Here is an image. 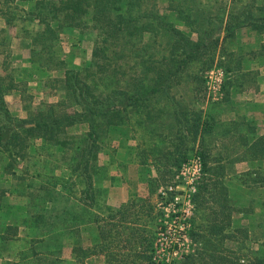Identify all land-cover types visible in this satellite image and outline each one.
Listing matches in <instances>:
<instances>
[{
	"label": "crops",
	"instance_id": "1",
	"mask_svg": "<svg viewBox=\"0 0 264 264\" xmlns=\"http://www.w3.org/2000/svg\"><path fill=\"white\" fill-rule=\"evenodd\" d=\"M188 1L198 3L188 6L190 15L210 17L216 23L213 33L220 39L233 71L225 98L219 103L203 104L189 88L171 92L176 102L170 104V112L163 119L160 114L155 116L156 121L152 120L155 104L150 108L151 120L159 122L158 128L151 126L150 131L164 128V168L159 162L161 151L156 149L158 141H124L132 139L129 137L104 141L93 163L95 204L91 207L85 205V181L74 171L78 141L71 148L34 139L27 149L28 158L17 162L0 150V264H48L42 260L56 264H107L111 254L140 252V244L131 246L127 241L135 242L131 231L144 227L143 224L118 222L121 239H109V248L104 252L99 224L106 228L117 223L109 220L111 212L127 206L131 199L145 197L148 179L158 178L164 170L168 175L174 174L178 161L190 153H194V158L198 153L204 156L208 183L224 186L231 211L225 224L229 222L230 230L237 231V238L225 240L229 248L232 243L251 247L247 254L250 259L259 258L264 252V33L244 24L235 26L243 22L241 12L251 1L262 5L264 0ZM160 3L167 12L171 0ZM18 4L26 10L35 7L34 2ZM0 27L10 38L8 48L0 46V78L11 75L13 79V88L4 100L13 117L30 121L49 105L65 100L61 85L66 67L44 65L37 59L47 56L40 47L20 37L19 30L8 27L3 18ZM227 32L232 36L225 38ZM78 38L79 30L61 37L59 58L65 63L66 56L77 54L84 42ZM64 43L71 48L66 50ZM6 50L11 63L7 62ZM37 104L45 106L36 109ZM196 114L204 123L199 132L192 126ZM141 206L133 210H140ZM95 217H100L101 223L95 222ZM209 224L207 221L205 226ZM240 228L246 237L240 236ZM115 234L113 230L112 235ZM215 235L213 238L222 236Z\"/></svg>",
	"mask_w": 264,
	"mask_h": 264
},
{
	"label": "trees",
	"instance_id": "2",
	"mask_svg": "<svg viewBox=\"0 0 264 264\" xmlns=\"http://www.w3.org/2000/svg\"><path fill=\"white\" fill-rule=\"evenodd\" d=\"M160 1L0 0V18L6 21L8 27L18 29L20 37L31 40L33 45L40 47L42 53L47 55H40L37 59H41L44 65L58 64L66 67L61 85L66 99L49 105L45 111L33 115L30 121L19 120L11 115L4 97L13 88V79L11 75L0 78V150L8 153L12 161H16L28 158L27 149L34 139L72 148L76 142L63 138L64 134L74 126L87 128V133L75 147L74 171L86 184L85 205L93 206V163L99 156L104 139H107L105 137L108 131H118L124 122L123 114L131 110L139 109L150 114V108L154 104L170 98L171 92L183 84L184 76L190 73L194 65L198 64L202 71L212 69L216 64V55L223 48L220 39L213 33L212 28L216 23L210 17L188 13V6L198 3L171 0L169 10L163 13L159 8ZM19 2H34L35 7L26 10L19 6ZM241 15L244 20L236 24V27L244 24L264 33V4L251 1ZM75 30H79L80 41L93 42L91 59L84 67L75 64L69 66L58 58L61 57V50L58 48L61 37L73 34ZM231 36L232 33L227 32L225 38ZM9 40L6 30L0 27V46L8 48ZM6 55L9 57L8 50ZM101 84H105L107 88L101 89ZM65 105L73 107L75 111L67 113L63 109ZM192 122L197 132L204 127L198 114ZM205 181L207 183L194 196L203 198L206 205H215L208 207V216L212 217L207 218L210 224L204 226L201 233H209L204 236L211 238L217 236L215 234L222 235L206 242L218 244L210 255L205 256L206 264H245L238 253L227 250L222 245V239L237 238V231L230 230L229 222L225 224L231 211L224 186L218 182L208 183V179ZM139 202L133 199L127 206L111 212L109 220H117L114 225L104 228L99 224L103 239L101 252L108 247L109 239L120 238L119 223H134L126 221V212L130 208L133 210L141 206ZM153 210L151 205H142L138 212L152 216ZM139 213L136 214L139 216ZM94 221L101 223L102 220L95 217ZM113 230L116 231L115 236L112 235ZM138 231H131L135 242L129 239L127 243H131V246L140 244L142 250L124 256L111 254L107 264H168L166 260L155 263V250L153 251V247H146L147 238L144 233L138 235ZM239 232L246 237L244 229L240 228ZM119 244L115 243V246ZM217 246L221 248L220 253L216 250ZM94 253L95 251L88 255ZM260 253L259 258L246 264H264V252ZM181 257L183 260L173 259L169 264H189L198 255L193 257L182 254ZM41 262L56 264V261Z\"/></svg>",
	"mask_w": 264,
	"mask_h": 264
},
{
	"label": "rangeland",
	"instance_id": "3",
	"mask_svg": "<svg viewBox=\"0 0 264 264\" xmlns=\"http://www.w3.org/2000/svg\"><path fill=\"white\" fill-rule=\"evenodd\" d=\"M27 7L30 8L31 6H27ZM159 8L164 13L165 6L163 3H159ZM146 42L147 40L143 44H145ZM64 47H66V50H69L71 48L67 43H64ZM79 47L80 48L77 50V54H71V56L70 55L66 56V61H68L67 64L69 66L75 64L78 67H84L86 63L90 61L93 50V42L84 41L83 43L80 44ZM76 55L78 56L82 55V56L77 58ZM63 58L65 59V57ZM1 59L2 58L0 56V60ZM7 62L11 63L8 57H7ZM52 66L58 67L60 65L52 64ZM216 67L223 68L225 70L223 98L219 101H213L210 98L208 84H207L208 82L207 73H209L210 70ZM200 69L201 68L198 64L194 65V67L190 69V73L184 76L183 84L177 87L176 90L180 93V92H184L186 89L192 88L199 97L198 99L199 102L203 104L205 103L215 104L221 102L225 98L229 82L231 81L233 76L232 73L233 71L231 70L228 64L227 54L225 53L224 49L222 48V50L216 55V64L212 69L207 71H202ZM55 86L58 87L59 84L56 82ZM100 88L104 89L107 87L105 86V84H101ZM173 99L174 98L170 97L154 105L153 107L154 119H152L153 116L151 118L152 114L151 115L147 113L145 114L139 109L131 110L123 114L124 122L120 127H125L126 130L122 131L118 129V131H111L110 129L105 137L107 139H104L105 142L119 141V138L121 137L132 138L131 140L127 139L124 141H135V140L158 141V145L156 149L161 151L160 153L162 157L161 160H159V162L161 164V168L162 167L164 168L166 164L165 162H167V160H164L165 155L163 152L165 150L166 140L165 138H163L164 135L161 134L164 132V128H161L160 130L154 129V131H150V127L154 126L158 128L159 122H153L152 120H155L156 118L155 116L160 114H163L161 118L163 119L165 113L170 112L169 111L171 107L170 104L171 103L173 104ZM26 101L28 103V98H26ZM31 106L34 105H32L31 103ZM41 106L44 107L45 105L37 104L36 109ZM63 109L67 113H72L73 111H75L73 107L68 105L63 106ZM136 127H138V130L135 131ZM135 132L137 134L136 138H134ZM86 133H87V128L85 127H80V126L73 127L64 134L63 138L69 140L71 139V141L72 140L80 141L81 138ZM151 133L153 134L154 137L150 135ZM198 155L202 157L203 160L202 176L200 178L195 179L194 182H191V180L189 181L188 179H186L184 176L181 175L183 164L194 159L193 157L195 156L194 153H190V156H185L184 160L178 161L176 165L177 168L174 174L168 175L166 170H164L165 172L161 174L158 178L148 179L147 188L145 191V197L135 198L137 202L140 201L139 205L145 203V205L153 206L154 210L152 216H147V214L145 213L141 214L138 212V210L137 211L128 210V212H126L127 213L126 221H132V222L136 221L138 223L140 222L141 224H143L144 227L137 228L139 229L138 235L144 233L145 237L147 238L146 247L149 249L153 247L152 248L153 251L155 250V256L157 257V261L155 263H157L158 261L166 260L169 264L173 259H178V258L182 259L181 255L184 254L185 256H193V257L198 255L196 260L193 262L189 261L188 262L189 264H206L207 260H205V256L210 255L213 252L214 246L218 245L217 242L216 243L210 242L209 244L208 243L206 244V242L212 241L213 237L211 238V236H204V235H208L209 233L207 234L206 232H204L205 234L201 233L203 232L202 229H204V226L208 221L207 218H210L212 216H208V214H210V211H208V207H210L211 204L206 205L205 204L206 201L201 197L198 198V196L196 195L194 196L195 192H193V188H196L197 189L196 194H197L199 188L203 187V185L205 184V179L207 178L206 166L203 156L202 154L199 153ZM171 186L174 187L175 192L172 193L168 192V188ZM175 197L179 198V202H178L179 204H175L174 202ZM189 198L192 200V206L188 205ZM180 209L188 210V213L183 214L180 212ZM135 212L139 213L142 216L140 215L138 216ZM228 213L229 211L227 212V214ZM197 232H199L200 234H198ZM239 234L240 236L244 237L243 233L240 232ZM200 235L203 236L199 237ZM191 237L193 238L191 239ZM222 245L223 248L238 253L240 255V258L243 259L242 263L246 264L248 263V261L252 260L249 257H247L248 252L250 251V249H252L251 247L245 245L242 247L240 245L237 244L235 245L232 243L233 249H230L231 247L229 248L228 246L229 242L225 241V239H222ZM216 250H218V253H220L221 251L220 246H217Z\"/></svg>",
	"mask_w": 264,
	"mask_h": 264
},
{
	"label": "built area",
	"instance_id": "4",
	"mask_svg": "<svg viewBox=\"0 0 264 264\" xmlns=\"http://www.w3.org/2000/svg\"><path fill=\"white\" fill-rule=\"evenodd\" d=\"M208 78V90L210 98L213 101H219L223 98V85L225 82V70L223 68L216 67L207 73ZM203 160L199 155L196 156L193 160L184 163L181 170V175L191 182H194L195 179H198L202 176ZM174 187H169L168 192H175ZM193 192H197L196 188H193ZM194 193V194H195ZM192 196V195H191ZM190 197V195H189ZM175 204H179V198H174ZM188 205L192 206V200L189 198ZM176 206V205H175ZM180 212L187 214L188 210L180 209ZM179 216V215H177Z\"/></svg>",
	"mask_w": 264,
	"mask_h": 264
}]
</instances>
